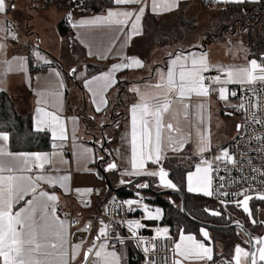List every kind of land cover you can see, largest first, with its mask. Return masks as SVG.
<instances>
[{
    "label": "snow or ice",
    "instance_id": "obj_1",
    "mask_svg": "<svg viewBox=\"0 0 264 264\" xmlns=\"http://www.w3.org/2000/svg\"><path fill=\"white\" fill-rule=\"evenodd\" d=\"M236 2H244V0H236ZM117 6L142 5L143 0H114ZM179 0H165L164 10L170 11L173 7L178 6ZM7 0H0V14L6 13L9 8ZM161 5L157 0H152V11L156 12ZM146 11L145 6H140L138 10L129 11L116 9H108L106 14L94 16L90 19H81L73 23V27L84 25H107L124 31V26L130 24L131 31L129 38L133 35L142 34L141 21ZM71 19V13H68ZM4 29L0 27V31ZM12 39H16L14 31L9 29ZM4 44L0 43V49ZM44 63H50L44 57H41ZM169 62L166 65V71L161 70L156 73V82L145 84L143 89L134 87L131 91L137 95L138 99L130 106V144H131V172L129 175L158 176L160 183L165 188H176L171 179H167L168 172L163 167L158 171L145 172V164L148 161L159 163L163 153L166 150L179 151L185 146L186 140L190 139V133L185 135V124H190L189 114L191 105L185 101H190L193 96L207 98L210 94L216 93L219 99L226 100L228 96L227 85L238 84L245 87L246 92H251L255 103L252 105V123L260 124L264 127V119L257 118L259 105L262 103L257 92L264 89H258L256 85H264V57L261 62L256 59L249 61L244 66H215L209 65L207 55L201 53L197 55L195 52L177 49L175 53H169ZM13 61H19L18 67L25 68V57H13ZM13 61H4L9 65V69ZM122 63L111 66L107 71H102L97 75H93L90 79L85 80V87L93 96V103L107 104L105 93L107 90L117 83L115 73L121 69L142 68L143 61L137 57H124ZM216 68L220 73L215 76H207L205 73ZM56 77H60L61 73L52 70ZM75 73L76 69H72ZM223 77V78H222ZM63 87V81L59 82L55 90H49L43 101L38 100L37 104L51 103L53 110L48 111L45 107L36 108V131L43 132L50 130L53 139L64 141L67 139L66 128L62 117L58 114V108L62 107L61 96L59 91ZM42 97L45 93H40ZM230 95H236L235 92ZM97 104L96 111H100ZM243 110L246 108L242 101L238 106ZM198 108L203 111V105ZM200 123H203L201 117ZM242 125H237L240 131ZM75 135V132H73ZM257 141L264 144V133L254 137ZM9 141V133L0 131V264H71L83 248V242L72 244L70 242L69 228L71 223L67 217L61 218L58 215V197L43 188L44 184L52 187L59 185L65 187L66 182L70 179L69 175L50 174L48 169L52 168L54 154L45 152H11L8 150L7 142ZM251 143V141H249ZM198 149L202 154L209 147V141L200 134L198 141ZM264 150V149H262ZM89 150L84 149L82 154H86ZM103 160V157H100ZM215 161L224 163L226 166L231 164L236 167L238 161L235 153L228 148H222L220 154L215 157ZM63 162V161H61ZM251 161H249L250 163ZM207 167L201 168L196 166L195 172H189L188 191H202L205 195H213L212 178L210 169L218 172L219 169L207 160L203 161ZM108 170L116 169V163H109ZM60 171L59 169H52ZM227 170V167L226 169ZM242 170V169H241ZM253 172L259 171L264 175V169H252ZM198 187H194L193 178ZM223 179V177H220ZM147 187V185H141ZM222 187V186H221ZM79 193L81 189H76ZM83 191L91 193L92 189H84ZM251 189L242 193H222L224 196L241 195L242 200L237 201V206L242 205L245 212H249L248 202L253 198L247 194ZM258 199L264 200V194H260ZM87 203V202H86ZM131 206L139 204V201H126ZM23 204L21 207H17ZM145 210L148 206L144 205ZM212 215L219 216L221 213L214 210H208ZM161 210L155 209V212H148V218L156 219L159 217ZM256 221L253 220V223ZM99 235L95 240L83 250L84 264H121V256L110 245L107 225L100 222ZM129 226L135 229L144 227L140 221H129ZM157 235L161 232L167 233L168 229H157ZM200 232L204 237H208L209 233L206 228H201ZM133 236L136 232L133 231ZM143 238H141L142 240ZM100 241V243H97ZM257 242L261 245L258 249L247 252L244 248L237 245L235 247L234 264H257V252L259 261L264 262V237L257 238ZM155 244H153V249ZM71 249V251H69ZM111 249V250H110ZM145 252L149 249L145 247ZM173 252L175 255L191 258L195 257L200 261H213V248L206 246L202 240H197L193 235H185L183 232L179 235V240L174 243ZM250 257V261H249ZM173 264H183L180 259H174ZM232 264V262H229Z\"/></svg>",
    "mask_w": 264,
    "mask_h": 264
},
{
    "label": "crops",
    "instance_id": "obj_2",
    "mask_svg": "<svg viewBox=\"0 0 264 264\" xmlns=\"http://www.w3.org/2000/svg\"><path fill=\"white\" fill-rule=\"evenodd\" d=\"M15 0H7L9 5L15 6ZM186 0H179V4L176 7H173L170 11L164 10L163 5L165 4V0H157V3L161 5L160 8L157 9L156 12H153L152 9V0H143L142 5H129V6H117L114 5L112 7L107 8L103 12H93L88 9L84 8H74L69 11L71 13L72 21L70 22L71 28L73 30L72 35L68 36L69 38V46L73 50V58L74 62H67L64 63L63 60L57 59L49 51H46L41 48V46L31 45L23 40H19L18 37L16 39H12L11 34L9 33V29L13 31L14 25L12 23L11 16L15 11V8H9V10L4 13L0 14V27L4 30L0 31V43L4 44V48L0 49V90L7 91L11 97L13 98L16 108L18 112L21 114H28L31 115L33 118V124L36 129V108L45 107L48 111H52L53 107L51 103L49 104H37V101H43L47 96V92L49 90H55L59 82L63 81V87L59 89L62 93L61 102L62 107L58 108V114L62 117L65 128H66V135L67 139L61 141L59 139H53L51 131H49L52 139V148L50 151H13L10 148V136L9 141L7 142L8 150L11 152H45L54 154L52 156L53 165L51 170H48L50 174L54 175H69L70 179L66 182L65 187H60L56 185L52 187L48 184H44L43 188L50 193L55 194L58 199V206H61L62 209L69 208V201L70 195H72V207H73V214L79 220V224L82 227H85L89 230V238L85 243H83V248L80 250V255L76 257L72 264H82L83 263V250H85L91 243L95 240L97 235H99V228L102 226L101 221L105 222V209L100 210L98 209V203L101 200V196L104 194L102 190H100L99 183L97 180L100 179L99 173L97 174L94 169V164L96 160L99 158L98 152L93 146L94 144L90 143L91 138L88 136L87 132L84 133L83 126L81 124V118L77 113V108H82L84 102L87 105L86 113L88 116L93 113H106L113 114L112 107L118 102V95L120 92L118 91L117 95H113V92L117 89L114 87H110L107 92L104 94L107 100V104H99V100L97 99V103H93V96L88 91V88L85 87V80L90 79L93 75H97L102 71H107L111 68L112 65L117 63H122L124 61V57H137L143 61L144 66L142 68H130V69H121L122 73L126 75V79L121 80L127 81V90L123 93V96L129 105L122 107L124 109V115L122 119H117L116 122L110 121L111 125L114 123L118 124V132H117V139L110 145L111 151L110 153L113 156V162L117 164L118 167V176L119 181L125 180H132L133 178L137 177V175H129L128 172H131V144H130V131H131V120H130V106L135 103L138 99L137 95L134 94L131 89L134 87H140L143 89L145 84H152L156 82V73L160 72L161 70L166 71V65L169 62V53H175L177 49H184L186 51H193L194 49H198L199 52L204 51L197 46H205V50L208 49L209 46H232V43H229L227 40L224 42L212 43V44H205L202 43L201 45H192L194 47L191 48H184L182 44H175V45H166L171 46L168 49V52L165 54L157 57V59H152V54H157L158 50L155 47L149 53V56H142L141 53L134 52L133 50L130 51V45L134 44L135 40L140 35H133L129 38V33L131 31L130 24L128 26H124V31H120L117 28L110 27L107 25H84V26H77L73 27V23L81 19H90L94 16L106 14L108 9H116L120 8L121 10H129L135 11L138 10L140 6H145L146 11L144 16L142 17L141 26H142V33H143V20L148 12L153 14H165L167 12H171L176 10L181 2ZM234 1L236 0H229ZM245 1V0H244ZM257 1V0H250ZM237 3V2H236ZM26 4V3H25ZM43 8V7H42ZM56 8V7H55ZM43 9H50V8H43ZM60 11V10H59ZM61 12V11H60ZM63 13V12H61ZM64 15V14H63ZM68 15V14H67ZM246 45V44H245ZM39 53L41 57H44L50 63H44L43 60L40 59L36 55ZM161 52V51H160ZM29 55H31L34 59L35 67H39L41 64H47V68L45 69H38L37 71L31 72L30 70V62H29ZM79 56H82L79 57ZM13 57H25L26 64L25 68L22 70L17 65L19 61H13ZM160 58V59H159ZM254 58H250L248 54V58L244 61H236V60H228L227 58H222L218 62H209V65L215 66H244L249 63ZM76 60H80V64H76ZM4 61H13L11 68L9 69V65L3 63ZM259 60H257L258 62ZM93 64L98 65L99 69L95 70L92 73L87 72V65ZM67 66H73V69H76L74 73V84H77L76 88L72 95H76L77 100L72 105L74 108V112L70 113V107L66 106L67 100V89H66V78L65 74L62 69H66ZM55 69L61 73L60 77H56L54 72L52 71ZM118 71V72H120ZM115 73V78L117 81V73ZM121 73V75H123ZM71 83V82H70ZM71 83V85L73 84ZM73 84V85H74ZM81 85V87H80ZM233 84L227 85V92L226 95L228 98L226 100L219 99L218 94L212 93L209 96L216 101V104H219L222 109L232 111L233 113L236 112V107L238 100L231 93V86ZM45 93V96L42 97L40 93ZM198 97L193 96L189 101V104L192 106L193 102ZM90 99V102H89ZM18 101V103H17ZM188 103V101H185ZM236 102V104H235ZM97 104H99L100 111H96ZM117 113H120L117 109H115ZM231 113H227V115H232ZM195 113L191 112L189 117L193 116ZM189 119V118H188ZM105 122H109L108 119ZM194 130V127H193ZM75 132V135H73ZM189 134V124H185V135L188 136ZM237 134V133H236ZM190 139L186 140L185 146L182 150L179 151H171L166 150L160 162L153 163L152 161H148L145 164V170L148 168H157L161 166L162 160L170 154L178 153V152H190L191 155H194L192 149H190ZM89 150L86 154H82L83 150ZM63 161V162H61ZM52 169H59L60 171H53ZM195 169V168H194ZM193 171V170H192ZM191 171V172H192ZM188 180V179H187ZM126 184V183H125ZM188 184V181H187ZM97 190L96 193L91 195V201L89 204L84 202V199L90 197V193L83 191L84 189H93ZM76 189H81V192H77ZM196 193V192H194ZM146 194L151 193H144L140 196L142 202L150 204V201H147L145 198ZM201 194V193H200ZM152 195V194H151ZM205 195V194H203ZM144 196V197H143ZM208 196V195H207ZM98 199H100L98 201ZM113 197H110L112 200ZM96 201H98L96 203ZM98 204V205H97ZM107 205V204H106ZM105 205V207H106ZM23 204L17 206L21 207ZM61 218H65L62 216ZM70 233V228H69ZM176 241V239H175ZM100 243V241H99ZM111 250V249H110ZM117 253L121 256V264H127V247L125 244L121 245L120 247H115ZM70 251V249H69Z\"/></svg>",
    "mask_w": 264,
    "mask_h": 264
},
{
    "label": "trees",
    "instance_id": "obj_3",
    "mask_svg": "<svg viewBox=\"0 0 264 264\" xmlns=\"http://www.w3.org/2000/svg\"><path fill=\"white\" fill-rule=\"evenodd\" d=\"M43 8L56 7L58 10L63 12V18L58 23L59 32L61 35H72L73 30L69 21L65 19V16L70 10L74 8H84L93 12H103L107 8L114 6V0H38ZM199 4L204 8H209L211 6H216V14L219 22L215 32L207 36V40L204 41L205 44H212L218 42H224L228 33L237 29V31H242L245 34L244 40L246 46L249 49V57L256 60H261L264 57V0L251 1L245 0L244 2H234L227 1L225 3L214 4L211 0H186L181 2L176 10L167 12L165 14H153L148 12L143 20V33L138 37L134 44H131L130 51L141 53L142 56H147L149 52L154 47H165L166 45L184 44L191 41V37L194 35L195 23L192 18L189 17V8L192 4ZM230 29L231 31H229ZM235 32V33H236ZM234 33V32H232ZM34 59L29 55L30 70L31 72L37 71L38 69L47 68V64H41L39 67H35ZM87 72L92 73L99 69L98 65L88 64ZM65 78L66 85H70L75 82L74 77L71 76L67 69H62ZM120 71L117 73V83L114 87L118 88L120 95H118V102L112 107L113 117L112 122L122 119L125 114L124 111L117 113L115 111L117 106L129 105L128 100L123 96V93L127 90V81L121 80ZM71 82V83H70ZM74 84V83H73ZM72 84V85H73ZM81 87V85H80ZM67 94V93H66ZM82 108H77V113L81 119L89 126L88 119L90 117L86 113L87 105L85 101ZM110 125L105 128L104 132H110ZM0 131H6L10 136V148L13 151H50L52 148V139L49 131L45 130L43 132L36 131L33 118L28 114H21L18 112L15 102L11 95L4 90H0ZM118 130L116 131L114 137L107 141L106 147H109L117 138H115ZM117 137V136H116ZM105 147V148H106ZM110 157L108 161H105V165H108L113 161V156L109 152ZM197 157L191 155L190 152L174 153L170 154L164 158L161 162V166L168 172L169 178L184 192L185 194V207L187 212L194 219L211 223L216 225H228L231 223L232 219L227 217L226 209L230 208L234 211V207L227 205L224 211L225 215L215 216L212 215L208 210L217 211L219 209L218 205L212 202L211 196L203 195L200 193H194L188 191L187 175L189 172L194 170ZM102 166V164H101ZM103 167V166H102ZM100 169L99 176L100 179L104 180L105 191L104 195L101 196L100 202L97 204L98 209H105V205L110 199V195L114 194L113 198H138L144 193H151L155 196L156 202L163 208L164 215L162 219V227L167 228L168 232L171 233L176 239V233L178 231L194 234L198 240H204V242H209V238H206L200 232V229L208 228L203 226L197 221L190 219L186 216L182 209V199L178 194L167 193L163 190L157 179V177L149 178L151 180L152 189L148 187V182L143 177L137 181L130 188H123L122 185L127 183L129 180L119 181L118 167L116 169L107 170V174L110 177L112 186L115 189H109L105 182L104 169ZM131 180V179H130ZM146 182L147 187H141V183ZM149 194V198H153ZM96 201V203L98 202ZM229 206V207H228ZM236 210V209H235ZM116 228H120L117 223L114 224ZM214 234V239H223L225 244L224 248L227 250V254L224 255L216 253L213 259L225 256L228 259H232V253H235V247L238 244L237 237L244 238L243 233L234 227L226 229L209 228ZM122 233H125L121 229ZM221 236L218 238L217 236ZM246 237V236H245ZM242 238V239H243ZM246 239V238H245ZM244 239V240H245ZM127 264H141L142 256L134 248L132 242H127ZM215 246V245H214Z\"/></svg>",
    "mask_w": 264,
    "mask_h": 264
},
{
    "label": "rangeland",
    "instance_id": "obj_4",
    "mask_svg": "<svg viewBox=\"0 0 264 264\" xmlns=\"http://www.w3.org/2000/svg\"><path fill=\"white\" fill-rule=\"evenodd\" d=\"M14 2L16 8L11 16V19L14 25L13 31L15 32L16 37H18L19 40H23L31 45L41 46L42 49L49 51L54 56H56L57 59L63 60L65 64L67 62L69 63L75 61L73 58V50L69 46L70 41L68 35H61L59 32L58 23L63 18V13H61L62 11L60 12L55 7H51L50 9H43L40 3L38 2V0H15ZM216 12L217 11L215 5L209 8H204L197 3L195 5L194 4L190 5L189 17L194 20L196 31L194 32V35L191 37V41L182 44V47L191 48L194 47L192 45L195 44L201 45L202 43H204V41L207 40V36H210V34L215 32L217 23L219 22ZM228 30L231 31L230 29ZM236 30L237 29H234L230 33L226 34L227 35L226 40L229 43H232V46H216V44H213V46H209L208 49L205 50L204 48L205 46L202 45L197 47L201 48L202 50L204 49V51L199 52L198 49H194L192 52H195L197 55H200L201 53H205L207 55V60L210 61L211 59V62L214 63L220 61L222 58H227L228 60L231 61L232 60L244 61L245 59L248 58L249 49L248 46L245 45L246 44L244 40L245 34L242 31L236 32ZM170 47L171 46L156 47L158 53L157 54L153 53L151 58L157 59V57L168 52V49ZM147 56H149V54ZM79 57L82 58V56ZM80 62H81L80 60H76V64H80ZM66 69L69 72H71L73 66H67ZM123 79H126L125 74L122 75V80ZM117 93H118V88L113 92V95H117ZM76 100L77 97L75 94L70 95L69 98H67L66 100V106L70 107L69 110L70 113L74 112V108L72 105L75 103ZM115 103L117 104V102ZM201 104L203 105L202 112L198 108V106ZM116 109L119 112H122L126 108L122 106H117ZM191 112L195 113L193 116L189 117V121H190L189 133H190V146H191L190 149H192L194 156L197 157V161L195 163V169L192 171L195 172L197 165H200L201 168L208 166L207 164L203 163V161H205L204 158L207 154H210L215 161V157L220 154L221 149L226 148L227 142L231 138H233L236 135V133L239 132L238 130L236 131L235 127L237 128V123L240 122L241 116L237 112L233 113L232 111L222 109L221 106L219 104H216V101L212 99L210 96H208L207 98L198 97L191 106ZM231 112L232 115H227V113H231ZM89 117H90V120L88 119L89 126L84 122L83 119H81V124L83 126L84 133L87 132L88 136L91 138L90 143L92 144L93 140H95L93 146H95L99 158L96 160L93 166L96 173L98 174L102 166H103L102 169L108 170L104 160L106 158V152L111 151L110 146L105 148L106 152L100 149V147L104 143V135L106 136L107 141L111 140L119 128H118V124L114 123L113 124L114 126L111 127L110 132L107 131L106 133L105 132L103 133L102 127L108 123H111L110 121L112 120L113 117V114H111L110 112L106 113V110L104 113L93 112L89 115ZM201 117L203 119L202 124L200 123ZM107 119L109 122H105V120ZM201 133H203L204 137L209 141V147L202 154L199 152L197 146ZM178 153H182V152H178ZM100 157H103V160H101ZM159 168L160 166L157 168L151 167L145 170V172L158 171ZM139 176H145V178L154 177L146 174H142ZM195 179L196 178L194 177L193 178L194 187H198V185L195 184ZM97 182L99 183L98 187L100 188V190H102L103 193L105 191L104 180L99 179L97 180ZM140 185H147V183L143 182ZM196 193L204 194L202 191H196ZM113 196L114 194L110 195V197ZM146 196L149 197V194H146L145 198ZM212 202L214 201L212 200ZM216 204L217 203H215V205ZM253 208L256 210L259 217L264 218V201H256L253 205ZM233 212L235 213L236 217L241 216V213L239 211L234 209ZM206 230L209 233V236L207 237L209 238V242L206 241L204 242V240L202 241L206 244V246H210L213 248V256L215 254V251L216 253L219 254L223 253L224 255H226L227 250L223 246L225 244V241L223 239L215 240L212 231H210L209 228H206ZM180 233L181 231H178V233H176L177 234L176 241L179 240ZM184 234L193 235L196 238L194 234L191 233L190 234L184 233ZM217 237L221 238V236L219 235ZM242 238L240 237V235L237 237L238 240L237 245L241 246L242 248L245 249V251H247V245H245L244 238L243 239ZM230 254L233 256L232 253ZM221 257H225V256H221ZM174 259L182 260L183 264H197V263L205 262V261L197 260L195 257L184 258L178 255H174Z\"/></svg>",
    "mask_w": 264,
    "mask_h": 264
},
{
    "label": "built area",
    "instance_id": "obj_5",
    "mask_svg": "<svg viewBox=\"0 0 264 264\" xmlns=\"http://www.w3.org/2000/svg\"><path fill=\"white\" fill-rule=\"evenodd\" d=\"M214 4L225 3L229 0H211ZM65 19L69 22L72 21L69 19V16H65ZM261 60L258 61L260 63ZM212 66V65H211ZM219 67V66H218ZM220 74L216 68H212L211 71L205 73L207 76H215ZM223 78V77H222ZM77 84L67 85V98L73 94L74 89ZM247 86H242L238 84H233L231 86V93L235 92L234 97L237 98V106L243 101L246 108L241 110L236 107V112L241 116V130L231 138L227 144L226 148L230 149L231 152L235 153L236 160L238 161L236 167H233L231 164L227 166L224 163L214 161L213 157L210 154L205 156V160L210 162L213 167L218 168V172H214L210 169V176L212 178V188L213 195H211L212 200L217 203L219 209L217 211H222L220 208H227V205H234V202L241 200L243 196L241 195H228L224 196L222 193H242L245 190L251 189L247 194L249 195H258L264 194V175H261L259 171L253 172L252 169H264V144L260 141H257L254 137L261 133H264V127H261L260 124L252 123V105L255 103L252 93L246 92L244 89ZM258 89H264V85H256ZM257 95L260 97L262 103L259 105V110L257 112L258 119H264V90L257 92ZM251 141V143H249ZM249 161H251L249 163ZM227 167V170H225ZM242 169V170H241ZM48 170H51L50 168ZM223 177V179H220ZM222 186V187H221ZM95 188L92 189L90 197L84 199L86 204H89L91 201V195L96 193ZM153 198L146 196L144 200L150 201L149 204L151 209L145 210L141 206L130 207L126 201L128 199H133L136 201H142L140 196L138 198H113L107 202L105 207V222L108 227L106 229L108 233L107 242L114 246L120 247L127 242H132L134 248L142 256L141 264H173L174 252L173 247L175 238L174 236L167 232H161L157 235V229H162V219L164 215L163 208L156 202L155 196ZM72 195H70V205L68 209H62L61 206H58V212L62 216L67 217L70 221H74L70 225V242L72 244L83 242L85 243L89 238V230L85 227H82L79 224V220L73 214L72 207ZM159 208L161 210L160 215L156 219L148 218V212H155V209ZM227 214H231L229 209H226ZM129 221H140L144 227L140 229H135L134 227L129 226ZM115 223L119 225L120 228L115 227ZM121 229L125 231L122 233ZM164 229V228H163ZM133 231L136 232V235L133 236ZM141 238H143L141 240ZM99 243V241H97ZM153 244L155 248L153 249ZM147 247L148 252H145L144 249ZM248 249V248H247ZM71 251V249H70ZM233 259H228L226 257H219L213 259V261L202 262L197 264H229ZM73 262L71 261V264ZM84 264V261L83 263ZM257 264H264L257 259Z\"/></svg>",
    "mask_w": 264,
    "mask_h": 264
},
{
    "label": "water",
    "instance_id": "obj_6",
    "mask_svg": "<svg viewBox=\"0 0 264 264\" xmlns=\"http://www.w3.org/2000/svg\"><path fill=\"white\" fill-rule=\"evenodd\" d=\"M70 74H71L72 77H74V73H73L72 71L70 72ZM110 125H111V124L108 123V124H106V125H104V126L102 127V131H103V133H104L105 128H106V127H109ZM238 125H241V124H238ZM93 143H95V140H93ZM106 144H107V139H106V136L104 135V143H103V145L100 147V149L103 150V151H105ZM105 152H106V151H105ZM109 157H110L109 152H106V158H105V161H108V160H109ZM111 163H113V161H112ZM114 163H115V162H114ZM161 167H162V166H160V168H161ZM165 171H166V170H165ZM104 176H105V182H106V184H107V187H108L109 189H111V190H112V189H115V188L112 186V182H111V180H110L109 175L107 174V170L104 171ZM143 177H145V176H137V177L133 178L132 180L128 181L126 184L122 185V187H123V188H130L132 185H134L137 181H139V180L142 179ZM145 179H146L147 182H148V187L152 189V186H151V180H150L148 177H146ZM157 179H158V181H159V183H160L159 177H157ZM167 179H170L169 176L167 177ZM172 182H173V181H172ZM173 183H174V182H173ZM174 184H175V183H174ZM160 185H161V183H160ZM175 185H176V184H175ZM161 186H162V185H161ZM162 187H163V186H162ZM164 188H165V187H164ZM163 191H164V192H167V193H172V194L175 193V194H178V195L181 197V199H182V209H183L184 214H185L186 216L190 217V219L199 222V223L202 224L203 226H206V227H208V228H217V229H226V228H230V227H239V228H241V229L243 230V232L245 233V235H247V238H248V242H249V244H247V245H248L247 252H252V251L258 249V248L261 246V245L257 242V238L264 237V232H263L262 235H260V237H255V236H253V235L250 233V231H248L246 228H244V226H243L242 224H240V223H233V224H228V225H216V224H211V223H205V222L198 221V220L194 219L193 217H191V216L189 215V213L187 212L186 207H185V202H186L185 194H184V192H183V191H182L177 185H176V188H175V189H173V188H165ZM259 195H260V194H258V195H250V196H252L253 198H255V199H257V200H261V199H258V198H257ZM253 198H252V199H253ZM242 199H243V198H242ZM242 199H241V200H242ZM234 204L237 205V202H234ZM250 205H251V200L248 202L249 212H245V211L243 210V206H242V205H240V206H238V207H239L243 212H245V214H248V215H249L248 217H250V218L252 219L253 217H252L251 206H250ZM234 256H235V253H234V255L232 256V259H233ZM256 259L259 260V254H258V252H257V257H256ZM249 261H250V257H249ZM263 263H264V262H263Z\"/></svg>",
    "mask_w": 264,
    "mask_h": 264
},
{
    "label": "flooded vegetation",
    "instance_id": "obj_7",
    "mask_svg": "<svg viewBox=\"0 0 264 264\" xmlns=\"http://www.w3.org/2000/svg\"><path fill=\"white\" fill-rule=\"evenodd\" d=\"M238 124H241V119H240V122L237 123ZM236 131H237V128L235 127ZM256 201H264V200H257L255 198L251 199V213H252V219L250 217H248L249 215L248 214H245V212H243L237 205H231L230 204V207H234V209H236L237 211H239L241 213V216L240 217H236L235 213L230 210L229 208V211L231 212V214H226L224 211H218L220 212L221 214L220 215H227L228 218L232 219L231 223L230 224H233V223H240L244 226V228H246L248 231H250V233L255 236V237H260V235L263 234L264 232V218H261L259 217L258 213L256 212V210L253 208V205ZM229 207V206H228ZM253 220H255L256 222L253 223ZM231 228V227H230ZM234 228H237L239 229L243 235H244V243L245 245L249 244L248 242V238H247V235H245V233L243 232V230L239 227H234ZM246 236V237H245ZM247 248H248V245H247Z\"/></svg>",
    "mask_w": 264,
    "mask_h": 264
},
{
    "label": "bare ground",
    "instance_id": "obj_8",
    "mask_svg": "<svg viewBox=\"0 0 264 264\" xmlns=\"http://www.w3.org/2000/svg\"><path fill=\"white\" fill-rule=\"evenodd\" d=\"M128 201H136V200H133V199H128ZM141 206V207H143L144 208V205H147L148 206V208H150L151 209V207H150V205H148V204H146V203H144V202H142V201H139V204H133V205H131L130 207H133V206ZM149 210V209H148Z\"/></svg>",
    "mask_w": 264,
    "mask_h": 264
}]
</instances>
